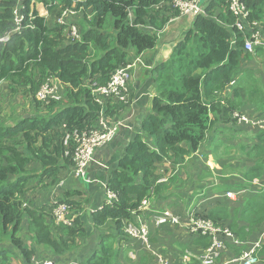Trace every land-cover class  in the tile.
<instances>
[{
    "label": "trees",
    "instance_id": "1",
    "mask_svg": "<svg viewBox=\"0 0 264 264\" xmlns=\"http://www.w3.org/2000/svg\"><path fill=\"white\" fill-rule=\"evenodd\" d=\"M171 1L0 0V81H6L12 93L31 96L40 107L43 104L35 94L46 77H56L65 86L62 101L44 105L49 111L56 109L50 117L22 119L12 128L0 125V264H9L8 255L13 252L31 262L36 245L52 252L58 258L51 259L55 264H68L66 257L81 247L87 234L81 218L83 201L65 195L60 202L68 204L73 223L55 224L54 204L28 201L27 185L34 178L58 182L61 171L72 167L70 158L63 155L64 133L90 128L99 110L84 81L104 84L113 70L127 63L131 52L138 55L152 49L157 32L171 15H178ZM243 2L248 22L264 17V0ZM37 3L52 14V23L39 14ZM67 9L82 16L78 38L69 35L68 23L55 20ZM244 39L227 0H212L205 15L196 16L183 41L158 68L151 110L107 177L106 188L115 198L92 212L88 223L93 229L113 220L118 235H123L124 223L138 212L141 201L158 192L156 169L161 162L175 166L197 151L212 129L241 110L244 98L264 108V86L251 73L238 72L252 58L243 49ZM109 109L106 114L111 116ZM252 132L257 142L248 149L241 147L245 156L255 159L254 165L240 172L243 187L249 189L254 179L264 177V130ZM34 164L39 175L31 168ZM256 190L239 214L245 226L235 220H230L228 228L222 226L229 214L221 205L198 216L243 237L264 222V192ZM24 223L30 244L20 234ZM201 239L207 247L208 236ZM254 253L264 258V245ZM111 254L102 241L83 264H111Z\"/></svg>",
    "mask_w": 264,
    "mask_h": 264
},
{
    "label": "crops",
    "instance_id": "2",
    "mask_svg": "<svg viewBox=\"0 0 264 264\" xmlns=\"http://www.w3.org/2000/svg\"><path fill=\"white\" fill-rule=\"evenodd\" d=\"M211 1L203 0L202 7L205 8ZM35 8L40 15L47 17L49 23H52V14H48L42 4L37 3ZM169 18L172 19L168 20L163 29L157 32V41L152 49L138 55L131 52L129 55L127 62L137 57L140 58V61L132 70L128 94L125 96L126 101L110 102L108 105L112 113L108 118L111 122H120V125L113 140L95 151L93 161L86 168L85 176H77L71 167L61 171L59 188L55 187L58 184L57 181L52 182L51 179L47 178H39L34 182L32 179L27 185V200H32L35 204L52 205L54 201H60L67 194L72 199L83 201L84 209L81 218L87 225V234L77 252L66 257L67 262L70 261L69 264H83L86 256H90L98 248V243L102 241L112 251L111 264H161L160 261H164L166 264H195L206 247L200 242L202 235L188 229L189 218L195 215H204L216 205H221L227 209L229 214V219L220 223L222 226L228 228L227 224L230 220H235L239 226H245L239 218L241 209L248 202V199L256 195L257 188L264 192V177L254 179L251 183V189L243 187V178L240 172L255 163V159L250 156L244 155L246 157L245 164L235 176L225 171L218 172V169L223 166L218 162L221 158L216 155L217 148H215L214 142L219 141L223 137V133L227 135V140L234 139L235 141L237 137H242L243 142L235 144L236 149L241 151L242 146L248 149L257 142L254 136L255 132H252V130H264V127L257 126L253 128L249 124L239 123L229 116L226 122L207 134L206 141L197 151L191 152L183 161L172 166L169 161L165 160L158 165L156 169L157 183H159L157 184L159 186L158 192L154 193L152 191L147 198L145 208L131 214L129 219L135 224L142 223L146 225L148 237L145 243L130 239L125 234L118 235L113 220L107 221L105 225L98 229H93L94 227L88 223L92 212L100 208L102 202L106 199L105 182L107 177L116 167L117 161L128 142L141 130L142 120L151 110V103L157 94L159 66L169 60L176 46L183 41L187 32L192 28L196 17L171 15ZM67 20L75 22L78 31L80 30L79 22L83 19L79 13L69 14ZM254 30L258 31L259 34L258 43L254 45L253 50L250 52L252 58L243 63L238 72L251 73L250 77L259 80L260 85L264 86V17L260 21L257 20V26ZM0 91L2 96L7 92L12 95L11 104H16L8 109L9 112H6L8 103L0 105V119L4 123L7 120L4 125H8L9 128L14 127L19 119L28 120L39 116L50 117L56 111V109L49 111L41 108L32 98L29 100V96L19 91L12 93L6 81H0ZM226 91L229 93V89ZM63 93L65 92L63 91ZM17 101L22 103V107H25V109H20L17 106ZM243 102L244 105L241 109L245 108L248 113L261 115L252 116L241 110H238L239 113L250 119L259 120L261 126L264 125V108L248 102L246 98ZM23 110H26V113H22ZM216 131L220 133L215 136ZM227 161L231 162L232 165L240 164V160L237 159ZM31 168H36V175H39L37 164H34V167ZM214 170L217 172H214ZM160 178L165 179L160 181L162 180ZM86 179L90 181L87 182ZM34 183H36L35 186ZM240 185L241 187H239ZM229 192H232V197H228ZM163 210H170L177 214L181 219L180 222H166L156 225L154 216ZM21 229L22 232L24 231L23 234L26 235L27 243L30 244L28 235L24 230L25 223ZM231 234L234 239L238 240V243H234L231 236L225 237V248L218 257L216 264H240L239 261L234 260L240 255V252L255 251L261 245H264V222L252 227L251 231L243 237L241 235L236 237L232 232ZM35 248L36 254L31 262H25L18 252H13L8 255L10 264L14 262L18 264H40L42 261L51 260L52 255V260L55 262L58 260L46 248L37 245ZM239 250L241 251L239 252ZM258 258L257 264H264L263 256H258Z\"/></svg>",
    "mask_w": 264,
    "mask_h": 264
},
{
    "label": "built area",
    "instance_id": "3",
    "mask_svg": "<svg viewBox=\"0 0 264 264\" xmlns=\"http://www.w3.org/2000/svg\"><path fill=\"white\" fill-rule=\"evenodd\" d=\"M229 11L234 16V23L236 28L245 35L243 49L251 52L255 44L258 43V31L254 30L257 26V20L251 22L247 21L248 11L243 0H227ZM202 0H172L171 7L178 11L179 16L190 15L191 17L198 15H205V8L202 7ZM71 10H63L59 17L55 18L60 24H69L70 33L72 37H79L77 25L74 22H68L67 16L73 14ZM172 18H169V20ZM18 20V19H17ZM133 59V58H132ZM140 61V58H134L125 65L118 66L113 70L104 84L97 83L96 80L87 79L84 81V86L90 90L93 101L99 106L97 117L94 123L88 129H71L64 133L62 138L63 155L68 156L72 162V170L77 176L84 177L86 168L91 161H93L94 153L97 149L105 146L113 140L117 133L120 122H111L106 114V110L110 102L126 101L125 96L128 94V85L131 80L132 70L134 66ZM63 91L65 86L56 77H46L35 94V99L44 105L51 101L60 102L63 99ZM233 119L242 124H249L253 128L261 126V122L256 119H250L244 114L234 111L231 115ZM264 124V121H263ZM89 182V179H86ZM164 179L160 180L163 181ZM56 184L59 188L61 180ZM228 197H232V192H229ZM115 198V194L106 188V203H111ZM54 221L55 223H62L70 225L73 223V215L69 216L70 209L67 203L54 201ZM147 198L141 201L138 211L145 208ZM26 203H24V206ZM180 217L170 210H163L154 216L156 225H161L166 222L178 223ZM189 230L199 235L208 236L209 244L205 248L202 256L195 264H216L217 258L225 248L224 238L231 236L234 243L238 240L234 239L231 232L226 228L215 225L209 219L195 215L191 216L188 221ZM124 234L130 239L145 243L148 237V230L145 224H135L132 221H127L123 225ZM234 260L240 264H257L258 256L253 250L242 251L240 255ZM161 264H166L160 261ZM40 264H55L51 260L42 261Z\"/></svg>",
    "mask_w": 264,
    "mask_h": 264
},
{
    "label": "rangeland",
    "instance_id": "4",
    "mask_svg": "<svg viewBox=\"0 0 264 264\" xmlns=\"http://www.w3.org/2000/svg\"><path fill=\"white\" fill-rule=\"evenodd\" d=\"M203 1V0H202ZM111 21V20H110ZM75 23V22H74ZM76 24V23H75ZM77 25V24H76ZM105 25L106 27L109 26V22L106 20L105 22ZM1 93V91H0ZM11 96L12 95H9L8 92L2 96V94H0V105H4L5 103H8L7 106H6V112L10 111L8 110L9 108L11 107H14V105L11 104ZM29 100H31V97H29ZM18 105V107H20V109H25V107H22V103H19L18 101L16 102ZM43 108V107H41ZM44 109V108H43ZM242 112H244L245 114H248V115H252V116H260L261 114H254V113H248L246 112V109H241ZM22 113H26V110H23ZM13 114V113H12ZM11 117H13V115H11ZM20 120V119H19ZM5 122L7 123V120H5ZM4 123V121H2L0 119V125H4L6 124ZM220 132L219 131H216L215 132V136L218 135ZM233 136V135H231ZM230 136V137H231ZM242 141V137H237L236 140L234 141L233 140H227V135L225 133H223V137L221 139H219V141L217 142H214L215 144V148H217V156H219L221 158V160H218V162L223 166L221 167V169H218V172L222 173V172H227V173H232L233 176L236 175V173L241 170L240 168L244 166L245 164V160H246V157L244 156V152H241L239 150L236 149L235 147V144H240ZM230 159H237V160H240V164L239 165H232L231 162L227 161V160H230ZM214 172H217L216 170H214ZM37 180V179H33V182ZM36 185V183H34V186ZM33 186V187H34ZM32 188V187H31ZM36 193V192H35ZM33 194V193H32ZM162 212V211H161ZM161 212H158V213H161ZM53 217V216H52ZM54 221V219H53ZM55 223V222H54ZM56 224V223H55ZM52 225V224H51ZM24 232V231H23ZM23 232H21V237L22 239L25 240V234H23ZM26 232V231H25ZM8 239H6L5 241H7ZM137 242V241H136ZM7 243V242H6ZM53 255L51 256V259H52ZM218 260V258H217ZM216 260V261H217ZM10 264V263H9ZM12 264H18L17 262H14ZM69 264V263H68Z\"/></svg>",
    "mask_w": 264,
    "mask_h": 264
},
{
    "label": "clouds",
    "instance_id": "5",
    "mask_svg": "<svg viewBox=\"0 0 264 264\" xmlns=\"http://www.w3.org/2000/svg\"><path fill=\"white\" fill-rule=\"evenodd\" d=\"M26 203V202H25ZM27 204V203H26ZM52 261V260H51ZM55 263V262H54Z\"/></svg>",
    "mask_w": 264,
    "mask_h": 264
}]
</instances>
